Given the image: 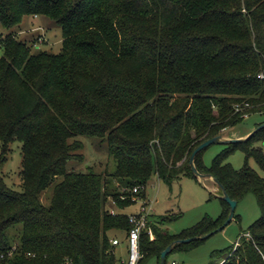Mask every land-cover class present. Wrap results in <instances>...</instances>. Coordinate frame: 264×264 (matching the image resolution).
I'll return each mask as SVG.
<instances>
[{"label": "trees", "instance_id": "obj_1", "mask_svg": "<svg viewBox=\"0 0 264 264\" xmlns=\"http://www.w3.org/2000/svg\"><path fill=\"white\" fill-rule=\"evenodd\" d=\"M26 15L57 23L61 49L32 51L13 32L0 37V144L18 140L22 153L21 190L0 176V264H121L109 233L126 236L122 210L146 198L152 174L196 179L189 165L196 146L244 114L264 115V0H0L4 28ZM78 136L106 143L104 171L67 169L83 160ZM263 141L264 126L223 142L210 165L205 148L194 157L197 171L231 199L252 194L260 210L207 264H264V176L247 164L253 158L264 171ZM235 150L245 155L239 169L227 162ZM52 183L45 206L41 194ZM218 198L217 218L175 234L161 228L175 215L150 217L154 237L141 233L137 264H159L168 245L171 252L203 241L228 216Z\"/></svg>", "mask_w": 264, "mask_h": 264}, {"label": "rangeland", "instance_id": "obj_2", "mask_svg": "<svg viewBox=\"0 0 264 264\" xmlns=\"http://www.w3.org/2000/svg\"><path fill=\"white\" fill-rule=\"evenodd\" d=\"M13 32L17 39L24 40L31 47L32 51L44 50L52 53H58L61 49V28L53 20L46 16L26 15L22 21L12 27L4 28L0 25V37L5 33ZM2 52L0 49V56ZM264 120V115L251 114L245 117L239 124L222 130V139L243 138L252 132L256 124ZM249 131V132H248ZM83 144L81 153L82 161H68L66 167L68 170L84 172L87 167L95 172L104 171L108 165L109 156L107 145L99 139L88 136L77 137ZM264 152V141L258 143ZM226 145L224 143H213L206 147L202 152V160L205 165H210L213 157L222 151ZM21 143L18 140L11 141L2 149L0 144V176L5 183L14 190H21ZM227 162L234 169L241 168L245 163V155L241 150H235L231 153ZM248 166L259 175L264 176V171L259 167L253 158H249ZM112 168L110 163L107 167ZM213 181L208 177L192 178L180 177L171 182H166L152 174L145 185V200L152 207L151 218L157 222L160 216L175 215L176 217L161 225V228L170 234H175L186 229L202 218L209 216L217 218L221 213L220 189L214 192ZM53 183L49 185L41 194V202L45 206L50 203ZM139 203H135L122 210L123 213L135 211ZM234 214L238 218H233L223 229L215 232L205 238L199 244L187 250H172L165 258L164 264H207L210 261L211 254L217 250L226 249L234 245L239 236L245 232L248 226L255 221L260 210L256 198L252 194H247L237 202ZM110 237L119 239L120 244L116 246L114 252L118 259L126 257L125 232L111 231ZM144 264H156L154 258L149 259Z\"/></svg>", "mask_w": 264, "mask_h": 264}, {"label": "built area", "instance_id": "obj_3", "mask_svg": "<svg viewBox=\"0 0 264 264\" xmlns=\"http://www.w3.org/2000/svg\"><path fill=\"white\" fill-rule=\"evenodd\" d=\"M235 110H239L238 105L235 106ZM243 116L247 117V114H244ZM137 191V186L132 188L133 193H136ZM137 202L139 203L138 210L128 214L130 228L125 236L126 257L120 260L121 264L138 263L142 256L139 250V237L144 230L147 231L150 239H153L154 237L153 232L148 225L152 213V207L145 199L136 198V203ZM111 213L113 214L114 211L111 210ZM246 236H248V234H246ZM110 242L115 246L120 244L119 239L116 237L111 238ZM13 249L14 248H12V250ZM0 257H2V255H0Z\"/></svg>", "mask_w": 264, "mask_h": 264}, {"label": "water", "instance_id": "obj_4", "mask_svg": "<svg viewBox=\"0 0 264 264\" xmlns=\"http://www.w3.org/2000/svg\"><path fill=\"white\" fill-rule=\"evenodd\" d=\"M264 126V124L260 125V126H257L252 132H250L249 134H247L244 138H233V139H222V136L221 135H217V136H214V137H211L203 142H201L198 146L195 147V149L192 151L190 157H189V165H190V168L192 170V172L194 173V175L197 177V178H200V177H208L210 179H212V181H214L216 183V185L218 186V188L220 189L221 191V194H220V197L226 201L229 205V212H228V216L227 218L225 219V221L223 222V224L218 227L217 229L211 231L210 233H207L206 235H204L203 237L206 238L212 234H214L215 232H218L219 230H221L223 227H225L234 217V212H235V209H236V205H237V202L233 199H231L227 194L226 192L223 190V187L222 185L217 181V179L209 176V175H203L201 173H199L194 165V157L195 155L202 149L208 147L209 145L213 144V143H223V142H237V141H241L245 138H247L248 136H250L254 131L258 130L259 128H262ZM194 238L191 237V238H186V239H179V240H176L175 243H187V242H190L191 240H193ZM172 248V245H168L160 254V263L159 264H163V260L165 258V256L169 253V251L171 250Z\"/></svg>", "mask_w": 264, "mask_h": 264}, {"label": "crops", "instance_id": "obj_5", "mask_svg": "<svg viewBox=\"0 0 264 264\" xmlns=\"http://www.w3.org/2000/svg\"><path fill=\"white\" fill-rule=\"evenodd\" d=\"M36 17H38V16H36ZM249 132V131H248ZM244 138V137H243ZM212 180V179H211ZM213 188H212V190H214V192H220V191H218L219 190V188H218V186L216 185V183L213 181ZM138 210V208L135 210V211H137ZM135 211H133V212H135ZM151 220H153V218H151Z\"/></svg>", "mask_w": 264, "mask_h": 264}]
</instances>
